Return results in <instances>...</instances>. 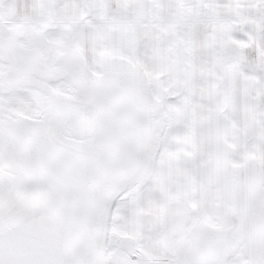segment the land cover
<instances>
[{
    "label": "snow or ice",
    "instance_id": "obj_1",
    "mask_svg": "<svg viewBox=\"0 0 264 264\" xmlns=\"http://www.w3.org/2000/svg\"><path fill=\"white\" fill-rule=\"evenodd\" d=\"M0 264H264V0H0Z\"/></svg>",
    "mask_w": 264,
    "mask_h": 264
}]
</instances>
